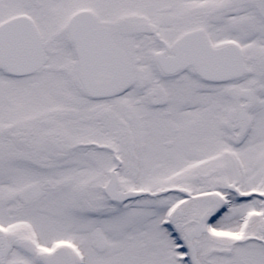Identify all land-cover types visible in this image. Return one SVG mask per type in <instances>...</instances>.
I'll return each mask as SVG.
<instances>
[{
	"label": "snow or ice",
	"instance_id": "1",
	"mask_svg": "<svg viewBox=\"0 0 264 264\" xmlns=\"http://www.w3.org/2000/svg\"><path fill=\"white\" fill-rule=\"evenodd\" d=\"M0 264H264V0H0Z\"/></svg>",
	"mask_w": 264,
	"mask_h": 264
}]
</instances>
